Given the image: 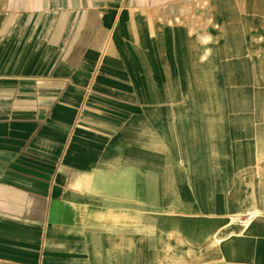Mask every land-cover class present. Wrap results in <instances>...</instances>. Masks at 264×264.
Segmentation results:
<instances>
[{
  "label": "crops",
  "instance_id": "crops-1",
  "mask_svg": "<svg viewBox=\"0 0 264 264\" xmlns=\"http://www.w3.org/2000/svg\"><path fill=\"white\" fill-rule=\"evenodd\" d=\"M262 78L264 0H0V264H264Z\"/></svg>",
  "mask_w": 264,
  "mask_h": 264
},
{
  "label": "rangeland",
  "instance_id": "rangeland-1",
  "mask_svg": "<svg viewBox=\"0 0 264 264\" xmlns=\"http://www.w3.org/2000/svg\"><path fill=\"white\" fill-rule=\"evenodd\" d=\"M200 8V7H199ZM210 99H213V94L210 92ZM198 98L201 99V94L197 95ZM258 109L257 115L259 117V122H264V78L259 80V89H258Z\"/></svg>",
  "mask_w": 264,
  "mask_h": 264
}]
</instances>
